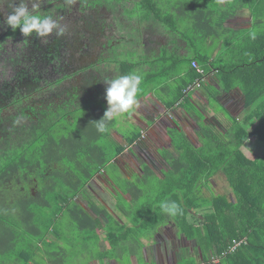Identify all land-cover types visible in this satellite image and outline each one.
<instances>
[{
  "label": "trees",
  "instance_id": "1",
  "mask_svg": "<svg viewBox=\"0 0 264 264\" xmlns=\"http://www.w3.org/2000/svg\"><path fill=\"white\" fill-rule=\"evenodd\" d=\"M101 1L103 7L114 10L121 30L128 32L133 28L138 37L136 48L144 46L150 52L152 46L145 47L144 40L151 42L160 34L168 41L162 56L155 51L156 60L144 63L147 75L141 83L186 74L187 78L172 90L173 104L185 97L184 90L190 84L201 78L191 66L196 60L206 74L217 67L227 74L229 85L234 81L242 85L246 114L224 134L202 126L203 145L199 148L191 145L180 129L169 131L174 153L161 151L167 174L159 178L149 165H143L142 177H155L150 189L130 183L126 190L131 196L126 204L138 201L130 208L121 205V219L127 218L132 223L128 226L114 218L108 209L96 205L86 193V186L101 172L109 175L108 166H115V159L125 151L123 145L112 150L109 144L102 143L103 138H112L114 118L103 133L97 131L95 124L107 110L105 81L111 71L101 69L93 90L82 97L72 96L66 105L49 100L38 109L32 102L24 104L19 97L21 100L14 102L21 103L16 114L2 115L0 110V264H61L66 252L60 246L62 236H71L77 228L82 232L85 247L100 248V218L106 220V240L116 249L127 241L122 233L133 231L144 235L171 221L188 242L195 244L203 264H264V155L253 160L240 150L249 139L252 124L255 126L251 135L264 140V0ZM135 2L139 4V12L133 18L129 12ZM243 10L249 11L251 27L256 30L227 26ZM228 33L237 41L230 43L235 58L227 66L220 62L213 64L204 48L206 41L216 36L220 43ZM115 34L108 35L104 46L118 45L119 40L125 39L124 33H118L121 37L117 39ZM180 42L187 44V58L167 63L166 54L179 57ZM119 65L126 74L133 73L130 67L139 66ZM133 141L129 139L130 143ZM219 173L228 181L233 200L223 194L209 197L206 193L209 184L213 187L210 180ZM80 195L84 206L76 201ZM172 201L182 209L175 217L164 214L160 208L161 203ZM199 212V217L193 216ZM190 214L198 220L196 223L190 222ZM235 241L242 242L233 249ZM46 247L57 251L46 252ZM100 253L98 259L103 261ZM94 259L97 257L89 258Z\"/></svg>",
  "mask_w": 264,
  "mask_h": 264
},
{
  "label": "crops",
  "instance_id": "2",
  "mask_svg": "<svg viewBox=\"0 0 264 264\" xmlns=\"http://www.w3.org/2000/svg\"><path fill=\"white\" fill-rule=\"evenodd\" d=\"M244 18H247V20H245ZM240 19L243 21V23L247 25L251 21V18L249 16L243 15V17H241L238 13L234 18H231L228 21L227 26L236 30L244 29V27L247 25H245L244 27L240 26ZM233 20L236 21L234 24ZM105 33L108 32L107 30L103 29L102 35L104 37H106ZM216 41H218L216 36L209 37L206 41V45H211L212 43L217 44L214 51L210 54V62H212L213 64H218L219 62L223 64L225 61L228 60V58H224V55L229 56V54H227V49L229 48H225L226 50L222 51L224 44L222 42L217 43ZM106 42L103 43V46L106 44ZM151 42L149 43V45L152 46V49L147 54L150 55L153 50L158 52L159 57L162 56V51L164 50V48L167 47L168 44L167 39L160 34L157 39L154 38L153 40H151ZM198 42L199 41L196 40V44H198ZM116 46L117 45L113 43V46H104L101 49L102 55L100 68L102 70H109L110 68H112L113 64H108L104 60L110 57V52H112L111 50ZM145 47L147 46L145 45ZM185 47H187V44L180 42L179 48L181 49V52H179L178 58L177 55L176 57L172 58L170 54H166L164 58L167 63L175 64L177 63V60L180 61L181 59L183 60L184 58H187V52L185 51ZM171 48L172 46L169 45V51H171ZM143 49L144 46L139 47V50L143 51ZM112 75H114V73ZM146 75L147 74L144 73L143 78H145ZM183 78H187L186 74L183 75V77L182 74H180L175 78L171 80H166L160 84L159 89H162V91L164 90L167 95H158L156 94L157 91L153 88L147 90V92L137 94V105L131 112V115L133 122L135 124H138L141 128V130H139V133L137 134L138 137L135 135V137L128 136L125 138L119 133H117L116 129H114L111 132L112 138L117 143L125 147V151L115 159L116 170L114 173L109 175H107L105 172H101L91 181V183L86 186V193L88 194V198H90V200L94 202L97 198H101L103 201H105L109 205V208L106 209H108V211L114 218L119 221H122L123 225H132L129 219H121L123 215L121 205L131 201V196L129 192L126 191L127 189L125 187L115 186L114 181H121V179L131 181L136 178L138 179V177H142L143 174H145V172L142 170L143 165H149L153 169L154 176H158L159 178H162L165 174H167L168 167L161 156V151L168 150L174 153V148L169 133V131L173 129L178 128L183 131L190 144L194 147H202L203 139L201 135V127L203 125L196 120V114L193 111V108L196 107V105L204 110L206 116L205 120L207 121V123L213 122L216 128L218 127L220 129L221 133L224 134L231 128V125L226 127L223 124L224 122L228 124L227 120L225 119V117H223V115L216 114L213 112V110H209V95H207V93H204L198 88V90L192 89L188 91L186 95H184V98H181L179 101H176L171 104V101H173V96L171 97V87L173 84H175V86L178 85L176 83H178L179 81L183 82ZM224 79H226V83ZM203 81H208L210 83V86L213 87L211 91H214V97L219 98L221 104L225 108V111L229 113V118L231 117V119H233L234 121H240L243 119L246 114V108L244 101V93L242 85L240 83L234 81L231 83V85H229V79L227 77V74H222V72L219 71L217 67L211 68V70L203 77L202 82ZM221 84H223V88L221 87ZM106 106L108 108L107 104ZM129 139H134L133 143H130ZM133 147H136L137 151L136 153L132 154L130 153V150ZM155 166L157 167V170L155 169ZM76 201L80 202L83 206L85 205V202L82 201L81 195L76 197ZM168 224L169 225H163L155 229L153 232L146 233L144 234V236H142L141 238L138 237L136 240H134L133 237L129 238L135 233L133 234L130 231L122 233V236H126L127 240L130 239L131 241L140 243V245L137 243L133 244L130 247V250L132 252L131 257L132 259H134V264L135 260L137 261L136 264H139V258L146 259L148 256L147 252L152 248L155 251H165L164 242L168 241L169 239H173L177 242L185 241L188 243L186 238H184V236L178 233L173 222H169ZM101 232L103 234L104 231ZM105 236L106 232L104 234V238ZM153 242H155V244H152ZM101 243H105V241H101ZM162 243L164 244V246H162ZM159 245L160 247H158ZM100 247H104V245ZM138 249H140L142 253H139ZM181 249V247L178 250H176L175 247L170 248L171 257L174 258V264L179 263L178 253ZM185 250L186 252L188 251L187 248H185ZM181 251H183V249ZM164 254L166 253H162L161 255Z\"/></svg>",
  "mask_w": 264,
  "mask_h": 264
},
{
  "label": "flooded vegetation",
  "instance_id": "3",
  "mask_svg": "<svg viewBox=\"0 0 264 264\" xmlns=\"http://www.w3.org/2000/svg\"><path fill=\"white\" fill-rule=\"evenodd\" d=\"M12 7L13 0H0L2 115L16 114L21 103L14 102L19 97L23 103L32 102L40 109L52 100L66 105L72 96L91 92L101 75V49L109 37H104L102 31L112 29L114 10L96 0H73L71 4L65 0H39L35 14L52 16L66 28L62 36L54 32L43 43L35 35L25 38L19 30L14 32L3 23ZM251 26L250 21L244 29Z\"/></svg>",
  "mask_w": 264,
  "mask_h": 264
},
{
  "label": "rangeland",
  "instance_id": "4",
  "mask_svg": "<svg viewBox=\"0 0 264 264\" xmlns=\"http://www.w3.org/2000/svg\"><path fill=\"white\" fill-rule=\"evenodd\" d=\"M96 1H99L100 3L102 2L101 0H96ZM133 4V3H132ZM131 7V6H130ZM133 8V11H130L129 14L131 15V17L133 18H136V16L138 15V12H139V4L135 2L134 6L131 7ZM135 10V11H134ZM128 12L125 13V15H127ZM241 17H243V15L245 16H250V13L249 11L247 10H243L242 12L239 13ZM132 18V20H133ZM245 20H247V18H244ZM249 19V18H248ZM252 19V18H251ZM112 21V19L110 20ZM236 21L233 20V24L235 23ZM240 26L244 27L245 23H243V21L240 19ZM116 23V13L113 15V21H112V29L110 30H107L108 33H105L107 36L108 34H115L118 32V33H124L125 35V39L124 40H119L120 44H118L116 47H114L110 52L111 55L110 57H108L106 60L104 61H107L108 63H110L111 61L115 62L113 63L112 65V68L109 69V71H111V74L113 75V77H111L109 75L106 76V78H111V79H114V78H117L119 77L120 75H127L124 70H120V63H126V65H130V64H135L137 63L139 66L135 69V68H131L130 67V70H134L133 73L135 74H138L141 76V81H143V77H144V71L146 69V64L148 65V63H150V61H154L156 60V57L155 56V51L152 50L151 54L148 55L147 52H146V49H143V51L139 50L138 48H136V42L138 41V37L137 35L134 33L133 31V28L130 30L125 31V30H121V28L119 27V25H116V27L114 26ZM252 23V22H251ZM117 24V23H116ZM232 24V22H231ZM251 28V29H250ZM250 28H245L243 30H247V31H253L255 28L254 27H250ZM256 30V29H255ZM130 32V34H129ZM115 34V38H120L121 35L120 34ZM129 34V35H128ZM242 35V34H241ZM229 36H232V39H227V37ZM239 34L236 36L238 37ZM122 39V38H121ZM154 39V38H153ZM222 40V43L224 44L223 46V50H222V47H221V50L224 51L226 50V45L225 44H228L227 47L229 49H227V54L228 55H224V58L228 60L225 61L223 64L227 65L229 63H231V60H232V57H234V54L231 53V45L230 43H236V38L233 37L232 34L228 33L225 35V38H222L220 39ZM145 43H146V46L149 45L150 42H147V40H144ZM218 43V41H216ZM152 43V42H151ZM217 46L216 43H212L211 45H205V50L208 54H211L215 47ZM119 50H121L120 52H118ZM146 55V56H145ZM190 55V54H189ZM235 58V57H234ZM119 63V64H118ZM143 63V64H142ZM146 63V64H144ZM157 64H160L161 61H156ZM181 64L185 63L183 61L180 62ZM119 65V66H118ZM183 67V65H181ZM185 66V64H184ZM117 69H119L117 72H115ZM113 72V73H112ZM146 74V73H145ZM164 76V75H163ZM164 81L163 79L161 80H158L156 82H153V83H141L140 86H139V91H138V94H141V93H144V92H147V90L153 88L157 91L156 94L158 95H167V93L162 89H159L160 88V84L161 82ZM180 83V82H178ZM176 83V84H178ZM202 85V88H198L200 90H202L204 93H207L208 96V101H209V110H213L214 113L216 114H221L223 115V117H225V119L227 120V123L224 122L223 124L228 127V126H232V123H234V120L231 119V117L229 118V113L227 111H225V108L223 107V105L221 104V101L219 100L218 97H214L215 96V93L214 91H211L213 89V87L210 86V83L207 81V82H202L201 83ZM179 85H176L173 84L172 85V90H175V87L177 88ZM223 86V84H221V87ZM223 88V87H222ZM152 89V90H153ZM197 89V90H198ZM172 92V91H171ZM174 95V93H171V97ZM87 102L89 100H86ZM193 111L194 113L196 114V120L199 121L200 124H202L203 126H207L211 129H213L214 131L217 130V132H220V129L216 126L215 124L213 123H207V121L205 120L206 119V116H205V113H204V110L201 109L199 106L196 105V107L193 108ZM132 114V113H131ZM126 115V116H119V117H114L115 120H116V124L111 132L116 129L117 133H119L120 135H122L123 137H128V136H133L135 137V135H137L139 133V130H141V128L139 127L138 124H135L133 122V119H132V115ZM255 126V124H252L251 128H253ZM251 128L249 129V139L246 140L240 150L241 152L247 156L249 159H257L259 158L260 156L264 155V140H260L258 139L257 137L255 136H252L251 135ZM112 134V133H111ZM112 136V135H111ZM103 144L104 145H107L109 144V148H112V150H114L117 145L119 146L120 144L117 143L113 138H103L102 140ZM124 142V141H123ZM123 144V143H122ZM137 149L136 147H133L131 150H130V153H136ZM155 169L157 170V167L155 166ZM110 174L114 173L115 170H116V167L114 165H110L108 166V169ZM159 170V169H158ZM136 178V177H135ZM145 178L147 179H144V177L142 178H139L138 179H134V180H126V179H121V181H114L115 183V186L117 187H125L126 189L128 188V186L130 185V183L132 184H138V186H142V187H145L147 189H150V187L152 186V183L154 182V179L155 177H153L151 179V177H148V176H145ZM147 182V185H144L142 184L144 181ZM211 184L213 185L210 186L209 184V187L207 188L206 190V193L208 195H210L209 197H213L215 196L216 194H223V195H226L230 200H233L234 199V195L232 193V190L228 184V181L226 180L225 176L221 173L217 174L216 176H214L211 180H210ZM146 191V189H145ZM208 191H210L208 193ZM146 195H144L142 198H146L145 197ZM90 197V195H89ZM141 198V199H142ZM141 201V200H139ZM135 202H138V201H134L132 204H126L124 203L123 205L127 208H130L129 206L130 205H134ZM95 203L96 205L100 206L101 208H109V205L103 201L101 198H97L95 200ZM128 203V202H127ZM199 213H196L194 214L193 213V216L194 217H199L197 215H199ZM67 216V214H66ZM65 216V218H66ZM189 220L190 222H197L198 220L197 219H194L193 217H191V214L189 215ZM197 220V221H196ZM113 222V220H112ZM99 231H100V243L101 241H105V243H101V246L104 245V247H97V248H94V245H91L89 246L88 248L85 247L83 244H84V239H81V238H84L83 235L81 234L82 232L77 228L76 231H72V235L70 236H62V239L65 241L62 242V244L60 245L61 247H65L66 249V252L64 254V261H62L61 264H82V263H85V264H116L119 263V264H134V259H132V252L130 250V247L133 245V244H137L135 241H131L130 239L127 240L124 245L120 248V249H116L117 247H113L112 245H110V243L105 240L104 238V234L105 232L107 231L106 230V220L104 218H100L99 221ZM171 223V221H170ZM166 225H169L168 223ZM165 226V225H164ZM138 229V228H137ZM134 228V230H137ZM155 228H153L152 230L150 231H146V233H150V232H153ZM101 231H104L103 234ZM144 231V230H142ZM133 232V231H132ZM145 232V231H144ZM179 233V232H178ZM118 234V233H117ZM134 234V233H133ZM114 236V234L112 235ZM144 235H141V232H135V234L129 238H132L134 240H136L138 237H142ZM135 242V243H134ZM139 244V243H138ZM152 244H155V242H153ZM165 244V251H155L152 249H150L148 252H147V258L144 259V258H139L140 262L139 264H174V258L171 257V251H170V248L171 247H175L176 250L180 249V247L183 249V251L180 250V252L178 253V261L179 263L178 264H185L186 262H196V263H200V264H203L202 261H201V257L199 256V254L197 253V251L195 250V244L192 242H177V241H174L173 239H169L168 241L164 242ZM164 244L162 243V246H164ZM140 245V244H139ZM160 247V245L158 246ZM179 247V248H178ZM185 248L188 249V251L186 252ZM47 249L49 251H55L56 249H50L48 247L45 248L46 252H47ZM57 251V250H56ZM106 251V252H105ZM139 253H142L140 251V249H138ZM100 252H105L103 254H101ZM99 253L101 254L100 256L105 258L103 259V261H100L98 259V256H99ZM162 253H166L164 255H161ZM190 254V255H189ZM90 257H97V259H94V260H89ZM47 262L48 259H46ZM198 260V261H197ZM217 262V261H216ZM137 263V261L135 260V264ZM48 264H51V263H48Z\"/></svg>",
  "mask_w": 264,
  "mask_h": 264
},
{
  "label": "clouds",
  "instance_id": "5",
  "mask_svg": "<svg viewBox=\"0 0 264 264\" xmlns=\"http://www.w3.org/2000/svg\"><path fill=\"white\" fill-rule=\"evenodd\" d=\"M71 4L73 0H65ZM39 0H13L12 11L7 15L4 24L12 31L19 30L25 38L35 35L43 43H47V37L55 32L62 36L66 28L52 16L35 14ZM31 5V8L29 7ZM141 76L135 73L119 76L105 81L106 101L108 108L104 116L96 121L98 132L107 130V123L114 117L130 115L137 105V94L141 84ZM162 212L170 217H175L182 212L180 205L175 202H163L160 204Z\"/></svg>",
  "mask_w": 264,
  "mask_h": 264
},
{
  "label": "built area",
  "instance_id": "6",
  "mask_svg": "<svg viewBox=\"0 0 264 264\" xmlns=\"http://www.w3.org/2000/svg\"><path fill=\"white\" fill-rule=\"evenodd\" d=\"M191 66L192 68H194L196 70V72L201 76V78L196 79V81H194L192 84H190L185 90H184V94L186 95V93L192 89H197L201 87V83L203 80V77L206 75L205 70L200 66V64L196 61L193 60L191 62ZM242 241H235L234 242V247L233 249H235L237 246H239L241 244Z\"/></svg>",
  "mask_w": 264,
  "mask_h": 264
}]
</instances>
